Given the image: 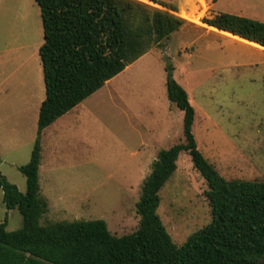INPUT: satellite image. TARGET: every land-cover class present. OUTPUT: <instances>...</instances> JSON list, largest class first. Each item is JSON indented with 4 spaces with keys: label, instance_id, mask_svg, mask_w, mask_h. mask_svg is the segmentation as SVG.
<instances>
[{
    "label": "rangeland",
    "instance_id": "374dc122",
    "mask_svg": "<svg viewBox=\"0 0 264 264\" xmlns=\"http://www.w3.org/2000/svg\"><path fill=\"white\" fill-rule=\"evenodd\" d=\"M135 1L186 23L45 132L39 183L49 211L42 225L103 220L119 237L139 228L136 205L158 153L184 143L183 113L167 97V63L195 109L198 149L226 180L264 182V49L203 22L228 13L264 23V0ZM43 43L37 3L0 0V176L22 193L19 167L30 161L46 96ZM207 191L183 152L158 209L177 246L211 222ZM6 219L8 231L21 228V214L7 210L0 192V224Z\"/></svg>",
    "mask_w": 264,
    "mask_h": 264
},
{
    "label": "trees",
    "instance_id": "16d2710c",
    "mask_svg": "<svg viewBox=\"0 0 264 264\" xmlns=\"http://www.w3.org/2000/svg\"><path fill=\"white\" fill-rule=\"evenodd\" d=\"M34 1L43 26L39 56L46 96L30 161L19 167L26 192L0 176L3 203L23 218L16 231L7 230V219L0 224V264H264V182L226 180L198 149L193 134L196 112L170 63L165 65L166 92L183 113L184 143L158 153L136 205L139 228L119 237L103 220L41 224L49 211L39 183L43 131L150 50L163 46L186 22L135 0ZM147 1L166 7L160 0ZM203 22L264 49L261 21L217 13ZM183 152L208 186L212 220L177 246L158 209L160 192Z\"/></svg>",
    "mask_w": 264,
    "mask_h": 264
},
{
    "label": "crops",
    "instance_id": "0c3cea01",
    "mask_svg": "<svg viewBox=\"0 0 264 264\" xmlns=\"http://www.w3.org/2000/svg\"><path fill=\"white\" fill-rule=\"evenodd\" d=\"M214 4H215V3H214ZM215 14H217V13H215ZM208 28H209V27H208ZM211 29H212V28H211ZM140 59H141V58H140ZM44 100H45V99H44ZM44 100H43V101H44ZM43 101H41L40 104H39V106H38V118H39L40 107H41V104H42ZM74 112H76V110H75ZM37 124H38V120H37ZM53 124H55V122H54ZM53 124H52V125H53ZM52 125H51V126H52ZM51 126L48 127V128H46V129L43 131L42 138L45 136V132H47L50 128H53V127H51ZM50 130H51V129H50ZM55 132H56V130H55V129H54V130L52 129L51 133L53 134V133H55ZM42 151H43V147H42Z\"/></svg>",
    "mask_w": 264,
    "mask_h": 264
}]
</instances>
